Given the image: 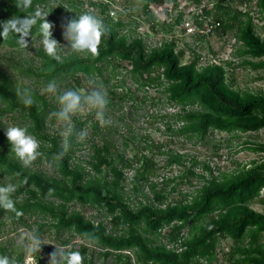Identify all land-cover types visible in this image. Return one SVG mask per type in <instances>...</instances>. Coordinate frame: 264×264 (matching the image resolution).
I'll list each match as a JSON object with an SVG mask.
<instances>
[{
    "label": "trees",
    "instance_id": "16d2710c",
    "mask_svg": "<svg viewBox=\"0 0 264 264\" xmlns=\"http://www.w3.org/2000/svg\"><path fill=\"white\" fill-rule=\"evenodd\" d=\"M50 1L32 0L28 11L45 6L51 12L47 20L55 28L58 24L56 14L65 15L68 11L62 6L54 10L49 5ZM155 1H138L143 5L151 29L155 33L159 32L158 28L163 30L165 27L173 31V25H165L162 29L154 18L150 4ZM196 1L203 4L204 0ZM224 1H217L212 8L205 6L202 15L196 18L210 17L212 28L218 33H233L237 42L242 44L235 54L244 58L243 64L255 70L264 68V61H253L264 58V40L256 32L255 17L249 10L243 12L230 5L224 6ZM19 3L20 0H0V12L5 10L12 16L23 17L26 13L18 8ZM90 5L95 9L101 8V14H106L108 10L97 3L90 2ZM258 8V16L264 21V0H259ZM128 15H133L132 10ZM181 18L177 19L178 24ZM6 20L0 17V23ZM103 20L109 31L102 37L99 53H75L61 61L44 55V66L50 77H60L63 73L73 77L78 73L102 75L114 60L127 62L137 83L142 87H162L167 100L181 107L183 114L178 119L184 125L175 134L205 138L212 131L245 134L264 129V95L235 90L234 80L228 77L226 70L231 62L202 66L198 56L182 64L186 51L177 49L175 39L153 47L141 35L130 34V31L123 33L130 23H125L122 17L117 21L110 17ZM38 32L37 25L28 37L30 42ZM63 38L66 39L65 32ZM5 44L20 48L15 40L0 36V48ZM34 99L42 100L37 94ZM35 100L31 105L23 104L20 95L11 89L9 78H5L0 85V101L7 104V108L0 111L5 113L28 106L27 128L43 141L38 157L45 155L49 161L54 160L58 175L47 176L24 166L11 150L7 135L0 127L1 175L19 181L13 194L19 214L0 207V235L6 212L12 220L19 218L23 223L26 214L39 213L50 216L55 222L52 227L57 231H74L86 239L87 244L79 249L84 260H87L88 250L93 245L101 247L100 255L105 260L116 257L118 264H213L218 259L221 241L231 239L234 246L230 253V264H264V214L251 208L258 200L264 203V197H261L264 190V161L261 164L254 162L251 168L225 175L223 179L217 176L205 178L196 195H185L175 204L168 203L169 196L158 191L154 184L152 191L158 203L142 192L148 202L140 203L135 208L122 190L123 183L127 181L123 170L130 166V162L120 154L114 155V147L109 144L95 147L92 166L98 175L87 178L85 170L74 163L75 152L80 146L78 136L82 123L73 119L70 136H55L46 128V108ZM250 149L264 152V145L256 144ZM183 158L182 155L172 157L170 164H181ZM147 166L148 163L144 173L138 175L142 180H149L153 174L152 168L148 169ZM192 175L196 176L194 172ZM137 181L135 189L140 191L138 177ZM20 194H25V198L21 199ZM74 202L104 211L112 218L116 228L121 227L122 233L108 232L103 222L96 224L82 213L71 211L70 204ZM167 228L170 231L164 235ZM165 236L166 243L162 241ZM67 244V241L64 242V245ZM10 251L12 253H8V247L0 245V253L13 257L14 251ZM13 258L20 259L22 264L25 262L21 253ZM38 262L47 264L43 260ZM90 263L94 264L93 260Z\"/></svg>",
    "mask_w": 264,
    "mask_h": 264
},
{
    "label": "rangeland",
    "instance_id": "374dc122",
    "mask_svg": "<svg viewBox=\"0 0 264 264\" xmlns=\"http://www.w3.org/2000/svg\"><path fill=\"white\" fill-rule=\"evenodd\" d=\"M97 1L99 4L102 2ZM217 1L219 2V0H204L203 4L193 1L190 7L197 10L190 15L176 11L169 13L163 4L152 2L150 11L160 27L162 29L165 25L175 27L173 31L169 30V27L163 30L158 28V33L151 29L150 23L146 20L147 16L142 4L138 2L129 4L127 0H114V3L119 8L117 20L122 17L125 23H130L123 33L130 31L132 32L130 34L144 36L147 43L153 47H159L162 43L175 39L178 43L177 49L186 51L182 64L198 56L202 66L231 62V65L226 66V70L228 77L234 80V89L242 93L264 95V68L255 70L243 64L244 58L235 54L242 44L237 42L234 34L218 33L212 28L213 21L210 17L196 18L200 10L198 7L212 8ZM90 2L92 0H51L49 3L54 10L62 6L68 11L65 15L56 14L55 19L58 24L52 29L53 37L62 44L60 46L62 60L75 54L71 49L64 47H70V44L63 38L72 16L82 12H94L102 19L108 18L107 14H101V8L95 9ZM258 3L259 0H225L224 6L230 5L243 12L249 10L255 17L256 32L264 40V21L258 16ZM131 10L133 15L129 16ZM181 14L184 17L178 24L176 19ZM0 17L10 19L12 15L2 10ZM44 55L48 56L44 50L40 31L28 48L3 45L0 48V85L5 82V78H9L11 89L15 90L22 99L24 89H31L33 96L37 94L42 98L40 101L34 100L38 105L43 104L46 108V128L50 133L62 138H67L68 134L64 131V123L56 115L60 108L58 95L68 89H75L83 96L97 88L104 91L109 101L106 109L107 123L97 119L95 110L87 106L73 115L72 125L73 119L82 123L78 136L80 146L75 152L74 163L85 170L87 178L94 177L98 175L92 166L95 147H104L105 144L114 147V155L120 154L130 162V166L123 170L127 181L123 183L122 190L135 208L140 203L148 202L142 192H146L150 200L158 203L152 191L154 184L157 185L158 191H163V194L169 196L168 203L175 204L184 199L185 195L190 197L196 195L205 183V178L211 179L217 176L223 179L225 175L251 168L254 162L261 164L264 161V152L250 149L256 144L264 145V129L245 134L212 131L205 138L175 134L184 125L178 119V116L183 114L181 107L167 100L162 87L156 85L142 87L137 83L130 72L132 67L127 62L120 63L114 60L102 75L78 73L73 77L71 74L63 73L60 77H50L44 66ZM253 61H264V58ZM50 81L56 82L55 92H49L47 89ZM25 107L5 113L0 111V127L5 134L8 126L19 124L27 127L29 109L28 106ZM3 108L6 109L7 104L0 101V110ZM37 139L41 148L43 141L38 137ZM177 155L184 157L182 163L170 164L171 158ZM147 163V168H152L153 174L149 180H142L138 175L144 173ZM27 167L47 176L58 175L55 161H49L45 155L37 157ZM193 172L196 176L192 175ZM137 177L140 191L135 189ZM8 183H14L18 187L19 181L3 176L0 172V184ZM19 197L24 199L25 194H20ZM261 197H264V190ZM251 208L264 214V203L259 200L254 202ZM70 210L82 213L96 224L103 222L108 232L122 233L121 227L116 228L112 218L95 206L74 202L70 204ZM2 221L0 245L8 247V253L13 250V257L21 253L24 264L29 262L30 253L27 251V246L30 243L29 237L33 234L39 236L41 243L35 258L47 264H51L54 252L58 251V255L62 257L65 251L79 250L87 244L86 239L74 231H57L52 227L54 220L43 214H26L23 223L19 218L12 220L10 214L6 212ZM169 231L170 229L167 228L164 235ZM66 241L68 244L64 245ZM162 241L167 242L166 236ZM233 246L231 239L222 240L218 249V259L213 264H230ZM101 251V247L91 245L86 256L87 260H83V264H91L90 260H93L94 264H118L116 257L105 260L100 255Z\"/></svg>",
    "mask_w": 264,
    "mask_h": 264
},
{
    "label": "clouds",
    "instance_id": "9594fccd",
    "mask_svg": "<svg viewBox=\"0 0 264 264\" xmlns=\"http://www.w3.org/2000/svg\"><path fill=\"white\" fill-rule=\"evenodd\" d=\"M17 5L19 9H23V13H26V15L23 17L14 15L10 19L0 23V36L15 40L17 47L28 48L30 44L28 37L32 34L33 28L38 25L46 54L56 61H61L60 46L62 44L53 37V24L47 20L51 12L43 5L37 6L34 11L29 12L28 9L32 6V0H20V3ZM108 31V26L100 16L91 12H82L69 20L66 26L65 37L69 41L70 47L63 46L80 55L98 54L102 37ZM56 88L55 81H50L47 85L49 92H55ZM22 94L23 102L26 105L34 103L31 89H24ZM58 103L60 108L56 115L64 123V131L69 136L72 132L71 122L73 115L85 106L94 109L97 119L102 123L108 122L106 117V109L109 103L108 97L99 88L86 96L81 95L75 89H68L58 95ZM6 135L11 144V150L24 166H29L41 154L40 141L26 126L19 124L8 126ZM16 188L17 185L14 183L0 184V207L19 214L13 196ZM89 238L92 239V237ZM29 240L30 243L27 246V251L30 253L28 257L29 264H38L35 257L41 248L40 238L38 235L33 234L29 237ZM83 260V254L79 250L65 251L62 257L56 251L52 254L51 264H61V262L62 264H83ZM0 264H22V261L0 253Z\"/></svg>",
    "mask_w": 264,
    "mask_h": 264
},
{
    "label": "built area",
    "instance_id": "2783aa9c",
    "mask_svg": "<svg viewBox=\"0 0 264 264\" xmlns=\"http://www.w3.org/2000/svg\"><path fill=\"white\" fill-rule=\"evenodd\" d=\"M102 2H100L101 4H99V2L97 0H92L93 3H97L98 5H101V6H105L108 8L106 14H107V17H110L111 19L113 20H117V15H118V6L115 5L114 3V0H101ZM139 0H127V3L131 4L133 2H138ZM158 1V2H157ZM155 1L154 3H160V4H163L165 6V9L169 12V13H173V11H176L177 13L180 12V13H184V14H192L195 10H197L196 8L194 7H190V5L192 4V2L195 0H157ZM152 4V3H151ZM150 4V6H151ZM203 8L204 6H201L200 8L198 7V10L199 11L197 12V16L200 14L202 15L203 13ZM199 15V16H200ZM184 17L183 14H181L179 17ZM196 16V17H197ZM178 17V18H179ZM177 18V19H178ZM176 19V20H177ZM146 36V35H145ZM143 38H145L144 36H142ZM29 264V262L27 263Z\"/></svg>",
    "mask_w": 264,
    "mask_h": 264
},
{
    "label": "crops",
    "instance_id": "0c3cea01",
    "mask_svg": "<svg viewBox=\"0 0 264 264\" xmlns=\"http://www.w3.org/2000/svg\"><path fill=\"white\" fill-rule=\"evenodd\" d=\"M132 4V3H131Z\"/></svg>",
    "mask_w": 264,
    "mask_h": 264
}]
</instances>
